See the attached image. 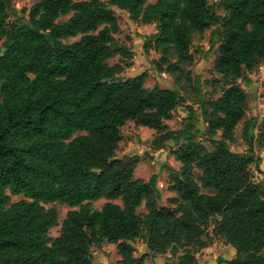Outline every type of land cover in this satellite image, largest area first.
<instances>
[{"label": "trees", "instance_id": "trees-1", "mask_svg": "<svg viewBox=\"0 0 264 264\" xmlns=\"http://www.w3.org/2000/svg\"><path fill=\"white\" fill-rule=\"evenodd\" d=\"M13 1L0 0V264H95L92 248L102 243L117 246L119 264L167 253L172 264H197L195 251L216 238L236 250L218 264H264V177L256 183L251 173L264 121L244 122L247 152L230 149L247 113L242 83L264 66V0H221L224 15L209 0H37L27 19L10 21ZM113 8L156 25L146 44L159 54L156 72L177 85L192 79L200 113L186 105L183 128L166 121L185 105L187 87L148 88V72L122 78L134 53L115 37ZM211 29L217 97L206 96L188 69L195 36ZM116 56L121 61L110 65ZM128 122L156 131L155 150L175 148L173 207L160 205L157 175L135 177L138 157L117 156ZM55 202L71 210L53 238L58 213L46 205ZM136 240L145 245L141 255Z\"/></svg>", "mask_w": 264, "mask_h": 264}, {"label": "rangeland", "instance_id": "rangeland-1", "mask_svg": "<svg viewBox=\"0 0 264 264\" xmlns=\"http://www.w3.org/2000/svg\"><path fill=\"white\" fill-rule=\"evenodd\" d=\"M106 2L107 0H101ZM156 0H150V2H155ZM37 0H14L12 4V9L10 12V21H15L17 19H27L30 8L36 3ZM210 4L213 6L214 10L219 15L225 14V8L221 0H209ZM118 22L120 24V32L115 35L116 39L121 42L126 43L134 53L133 59L130 61L131 66L127 67L122 74L123 79L132 78L134 76L140 75L144 72H148V78L145 86L150 88L155 85L161 88H182L187 87V90H182L181 93L186 99V103L183 106L177 107L173 112V116L166 123L172 130H177L183 128L187 122L188 111L186 105H191L195 111L199 114V106L195 104L196 95L193 90L192 79H183L181 85H177L174 76L168 73H158L153 69V60L159 58L153 50H147L146 44L149 41V37L156 32L155 24H139L133 21L130 14L126 11L113 8ZM68 17H63L61 20H67ZM212 30L206 31L204 34H197L194 38L191 51L195 56V61L191 67L188 69L193 76H200L203 92L206 96H218L216 91L218 90V85L215 82L221 76L214 71V61L216 58V49L211 48V35ZM77 39H70L73 42ZM2 41H0V46ZM121 61L120 56H116L110 59L108 63L110 65L116 64ZM248 77L252 82L248 86L242 83L244 90L248 95L247 113L243 121L237 127L235 132V138L230 143V149L234 152L245 153L248 151V146L243 138V128L244 122L252 117L258 119V124L264 121V102L260 105V97L264 94V86L258 77V71L247 73ZM199 126L203 127L204 124L200 119ZM259 125L255 132L258 134ZM122 140L119 143L117 150V156L119 158H124L126 156H136L139 158L138 163L135 168V177L144 179L148 181L154 175L158 176V187L161 192V206L173 207L169 201L171 198L175 197L176 194L169 190L170 187V171L173 169L175 171L179 170L181 163L178 162L174 155V147H167L165 149L155 150L152 146V142L157 136L155 130L137 126L134 122H128L122 129ZM80 133L75 134V136ZM264 138V136H263ZM215 139H219L216 137ZM202 143L207 147L208 150L213 148L212 143L208 138H203ZM264 143V139H263ZM256 155L260 159V165L257 168L255 165L251 166V173L253 176V181L258 183L264 177V146L257 144L254 148ZM209 192V191H205ZM12 202H17L24 197L11 196ZM107 202V200L102 199L93 203V208L99 210ZM116 203L121 204L118 200ZM46 208H55L58 213V226L53 227L49 235L50 237H57L60 234L62 221L65 219L67 213L71 208L65 204L55 202L46 205ZM141 212H145V208L141 207L139 209ZM214 223L211 224L210 232L213 228ZM136 247V255H141L145 251V245L141 240H136L134 242ZM92 252L95 257V264H119L121 256L117 251V246L109 243H102L101 245L94 246ZM195 256L198 259L197 264H218L220 260L222 262L230 260L235 257V248L227 243L226 241L216 238L212 243L202 249L195 251ZM174 258L170 253L164 255H155L148 257L146 259V264H172Z\"/></svg>", "mask_w": 264, "mask_h": 264}, {"label": "built area", "instance_id": "built-area-1", "mask_svg": "<svg viewBox=\"0 0 264 264\" xmlns=\"http://www.w3.org/2000/svg\"><path fill=\"white\" fill-rule=\"evenodd\" d=\"M258 77L260 78V81L262 82L263 86H264V66H261L258 69ZM260 105H262V103L264 102V94L260 97Z\"/></svg>", "mask_w": 264, "mask_h": 264}]
</instances>
